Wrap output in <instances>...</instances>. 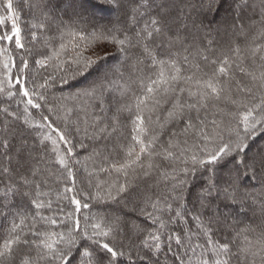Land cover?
Returning a JSON list of instances; mask_svg holds the SVG:
<instances>
[{"label":"snow or ice","instance_id":"6c2138e0","mask_svg":"<svg viewBox=\"0 0 264 264\" xmlns=\"http://www.w3.org/2000/svg\"><path fill=\"white\" fill-rule=\"evenodd\" d=\"M0 264H264V0H0Z\"/></svg>","mask_w":264,"mask_h":264},{"label":"trees","instance_id":"16d2710c","mask_svg":"<svg viewBox=\"0 0 264 264\" xmlns=\"http://www.w3.org/2000/svg\"><path fill=\"white\" fill-rule=\"evenodd\" d=\"M23 16H24V19L22 21V24L25 23V22H35V21H29L27 12L23 13Z\"/></svg>","mask_w":264,"mask_h":264}]
</instances>
